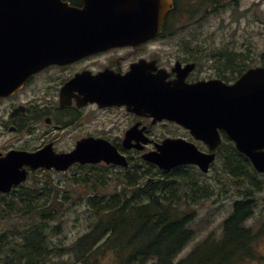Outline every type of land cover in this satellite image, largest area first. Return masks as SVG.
Instances as JSON below:
<instances>
[{"label":"flooded vegetation","instance_id":"1","mask_svg":"<svg viewBox=\"0 0 264 264\" xmlns=\"http://www.w3.org/2000/svg\"><path fill=\"white\" fill-rule=\"evenodd\" d=\"M173 1L161 31L113 45L110 19L123 17L96 14L105 9L87 5L85 0L62 2L70 9H86L87 15L32 16L34 29L55 37L51 47L60 49L62 55L31 73L12 94L0 96V157L14 150L37 152L43 148L68 153L81 140L94 137L111 142L134 162L168 138L192 142L204 152L214 151L218 159L224 142L233 144L223 128L218 127L221 144L212 150L191 128L154 113L157 106L142 102L185 97L194 84H233L258 63L249 52L244 57L241 47H228L224 38L218 39V32L179 26L182 21L191 27L240 0ZM244 61L256 64L243 70ZM128 134L132 135L129 148L124 143ZM99 166L110 164L76 161L65 171L24 167L29 176L48 171L72 173L77 179L84 168Z\"/></svg>","mask_w":264,"mask_h":264},{"label":"trees","instance_id":"2","mask_svg":"<svg viewBox=\"0 0 264 264\" xmlns=\"http://www.w3.org/2000/svg\"><path fill=\"white\" fill-rule=\"evenodd\" d=\"M218 154L222 172L244 187L243 198L234 201L222 233H209L187 255L178 258L196 235L193 207L212 193L199 182L204 173L184 166L166 171L140 157L120 172L115 165L91 167L96 180L80 178L94 186L88 184L87 228L70 242L60 236L68 196L52 179L32 177L0 192V264H264L258 247L264 221L247 224L257 207L254 192L263 187L258 172L235 144L225 141ZM109 169L115 175L107 176L116 185L112 192L103 178Z\"/></svg>","mask_w":264,"mask_h":264},{"label":"water","instance_id":"3","mask_svg":"<svg viewBox=\"0 0 264 264\" xmlns=\"http://www.w3.org/2000/svg\"><path fill=\"white\" fill-rule=\"evenodd\" d=\"M85 3L105 9L96 14L123 17L110 19V32H113L110 45L161 31L173 7V0H85ZM57 14L87 15V11L70 9L62 0H0V95L10 94L30 73L54 57H61L62 51L50 44L55 37L34 29L36 22L31 20L35 15ZM48 47L52 50H46ZM187 92V96L178 99L142 104L157 106L154 113L180 121L213 149L221 143L218 127L223 128L255 168L264 173V67L250 68L231 85L212 81L194 84ZM131 136L128 134L124 141L127 147H131L128 144ZM143 157L166 170L191 163L207 172L215 154L200 151L192 142L169 138L157 151L145 153ZM102 160L128 165L127 158L104 139L85 138L70 153L56 154L48 148L33 153L11 151L0 158V192H8L27 179L24 165L66 169L75 161Z\"/></svg>","mask_w":264,"mask_h":264},{"label":"rangeland","instance_id":"4","mask_svg":"<svg viewBox=\"0 0 264 264\" xmlns=\"http://www.w3.org/2000/svg\"><path fill=\"white\" fill-rule=\"evenodd\" d=\"M180 22L179 26L181 25L182 30L194 29L218 32V39L224 38L227 46L241 47L242 50L249 52L253 60L259 65H264V0H240L238 5H227L221 12L210 14L205 21L196 23L198 25L192 24L191 27H188V22ZM222 164V158H219L212 170L200 177L199 182L209 188L212 193L210 197L202 198L198 204L194 205L195 220L193 226L196 235L178 258L187 255L209 233H216L219 236L223 230V221L232 211L234 201L243 197L239 191L243 190L244 187L240 188L235 185L232 179L222 172ZM90 170V168H84L80 176L91 175L90 179L96 180L94 177L99 175H92L89 173ZM114 170L117 173L122 169L116 168ZM49 174L52 178H48L56 182L58 189L64 194L66 192L68 196L67 211L63 216L65 234L60 236L65 242H70L87 228L89 211L86 208V198L90 195L88 184L94 186V183L90 180L88 184H83L80 182L81 177L77 176V179H75L72 173L49 172ZM104 175L103 178L108 183L105 189L112 192L116 185L114 186L113 182L110 186V178H114L115 175H113V172L110 173V169L106 170ZM108 175H110V178L107 177ZM36 176L43 177L45 174L40 173ZM256 177L260 178L258 184L263 185V187L260 191L254 192L257 207L255 214L248 220L247 224L259 227L264 221V174L258 173ZM96 184L97 187L101 186L98 187L99 189L103 188L101 183ZM258 247L261 255L264 256V237L259 242ZM59 258L55 257L57 260ZM249 264L259 263L254 260Z\"/></svg>","mask_w":264,"mask_h":264},{"label":"bare ground","instance_id":"5","mask_svg":"<svg viewBox=\"0 0 264 264\" xmlns=\"http://www.w3.org/2000/svg\"><path fill=\"white\" fill-rule=\"evenodd\" d=\"M225 251V250H224ZM221 252V251H220ZM219 253V252H218Z\"/></svg>","mask_w":264,"mask_h":264}]
</instances>
